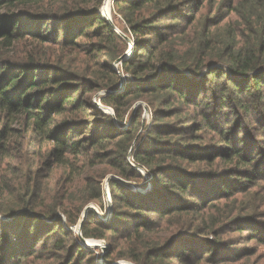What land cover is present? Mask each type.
I'll return each instance as SVG.
<instances>
[{
	"label": "trees",
	"instance_id": "obj_1",
	"mask_svg": "<svg viewBox=\"0 0 264 264\" xmlns=\"http://www.w3.org/2000/svg\"><path fill=\"white\" fill-rule=\"evenodd\" d=\"M102 2L0 0V161L11 158L10 145L18 149L27 139L29 147L50 146L48 157L58 167L72 170L71 161L82 158L92 166L107 163L111 173L139 188L149 180L153 188L145 193L110 181L111 220L104 224L91 212L80 225L85 240L110 238L117 249L121 237L124 252L116 260L249 263L253 252L232 253L220 239L199 236H216L214 225L225 219L238 231L256 226L251 239L264 245V227L250 213L254 206L226 217L221 208L228 206L217 204L264 184V0H219L214 16L225 7L222 27L211 23L214 16L196 23L206 0H115V12L132 38L128 60L126 43L99 16ZM189 6L193 13L180 18L181 11H191ZM165 18L174 25L165 26ZM185 20L193 29L199 26L185 58L162 52L164 35ZM66 56L68 66L61 60ZM120 59L122 73L131 80L125 84L120 69H113ZM85 79L92 80L91 87L80 93ZM92 91L106 93L102 101L113 114L91 110L83 95ZM136 99L169 114L155 112L160 126L132 150L142 129L138 119L125 131L117 132L114 125L122 124ZM184 107L191 110L183 121L163 122L181 117ZM251 117L259 121L254 136L245 126ZM64 176L65 185L72 186L73 172ZM85 180L86 197L66 206L47 205L44 198L37 202L30 176L23 183L11 181L12 188L0 184V264H97L93 252L63 227L75 226L84 205L101 199L99 183ZM108 251L104 264L114 262V252Z\"/></svg>",
	"mask_w": 264,
	"mask_h": 264
},
{
	"label": "rangeland",
	"instance_id": "obj_2",
	"mask_svg": "<svg viewBox=\"0 0 264 264\" xmlns=\"http://www.w3.org/2000/svg\"><path fill=\"white\" fill-rule=\"evenodd\" d=\"M114 1L115 0H103L101 7L99 9V16L103 18L105 21H107L109 24L112 25L114 31L124 40V42L127 45V49L124 53L125 60H128L133 57V43L130 33L127 30V27L122 20V18L116 14L114 9ZM110 2V3H109ZM218 1H215L214 4H210L209 0H206V2H203V5H201L198 9L197 17L200 18L196 23H198L201 19L204 18H212L217 11L218 7ZM105 7V5H107ZM193 6H189L190 12L188 11H181L179 17L183 18V16H189L193 13ZM222 9L220 13H217L214 16V19H212L211 23L218 22L219 27H222L223 24L226 22L227 18L225 17V14L227 11ZM171 19L165 18L161 21H163L165 26H172L174 23L170 21ZM187 20H185L184 23H179V27L177 25L173 26V28H170L167 34L164 35L165 38V44L162 49V52H175L179 57L185 58V54L189 50V45L194 34L199 31L198 29H193L195 25L191 28L190 25L186 23ZM210 23V24H211ZM211 24V25H212ZM201 28V25H200ZM185 30L186 33L180 35L179 33ZM164 31H162L163 33ZM155 43H153L154 45ZM79 58V57H78ZM78 58L74 59V61L79 60ZM122 58V59H124ZM50 60V59H49ZM59 58L54 55V61L57 62ZM62 64L64 66H68L69 58L61 57ZM102 60V59H101ZM52 62V60H50ZM121 59L118 60L113 64V69H120V78L121 80L125 81L126 83L129 80V77L122 73L121 70ZM190 77V76H188ZM90 82V84H89ZM91 79H85L83 81L82 87H79L80 93L83 92V87L90 88L91 87ZM125 84V83H124ZM82 88V90H81ZM122 88V86H121ZM122 90V89H121ZM120 90V91H121ZM119 91V93H120ZM82 94H78L80 96ZM106 93L104 92H96L92 91L90 93L85 92L83 99L88 100V102L93 106V109L102 111L106 114H113L112 108L109 104L102 101V99L105 98ZM185 111H183V115L176 119L177 117L174 116L171 119H165L163 120L164 123L169 122L172 124H175L176 122L183 121L181 118L186 114L187 111L191 109H187L186 107ZM183 110V109H182ZM158 111H162L164 116H167V111L165 112L164 109L157 107L156 104H151L147 100L142 99H136L130 108L125 112L124 118L122 121V124H118V122L115 123L114 127H116L118 130L117 132L125 131L128 128H131L132 123L134 122L135 118L138 119V122L142 125V129H140L137 137L132 143V150L136 148V146L140 145L143 141L145 136L148 135V131L153 130L156 126H160V120L157 119L156 113ZM156 112V113H155ZM139 114V117L137 116ZM158 121V122H157ZM245 126L247 127L248 132L254 136L256 134L255 129L259 127V121L251 117L245 122ZM115 131V132H116ZM116 132V133H117ZM141 134L140 138L139 135ZM139 138V139H138ZM146 140V139H145ZM20 143L19 148L17 149L16 145H10L9 147V155H11L10 159H4L0 161V184L5 183L9 184L12 188L11 181H19L20 183H23L26 178L29 176L31 179H33L31 186L32 188L35 187L37 191V202L44 198L47 205L49 204H66L69 201L75 202L77 199L81 197H86L83 186L85 184H88L85 179L89 178L91 181L89 183L97 184L99 183L100 190H101V199L96 202H88L82 209V212L79 216L78 223L69 228L66 227L64 224L63 219V227L66 228V230H69L72 232L76 238L81 237L80 233V225L83 222L84 219H86V216H90L91 212L94 213L97 218L104 224H107L111 218H112V212H113V206H115L112 202L111 196H110V189H109V183L110 181H116V182H125V184H128L130 189L145 193L149 190H151L153 187L149 180L146 181V185L142 188H139L138 185L132 182H126L119 176L115 175L114 173H111L110 168L108 167L107 163L104 164H97L95 166L89 165L88 162H84V159L79 158L77 160H72L71 163L74 165L73 169L71 168H65V167H58L54 165L53 159H50L48 157V153L50 151V146H44L41 147L40 144L35 143L33 146L27 145V139H24L23 145ZM136 144V145H135ZM132 152V151H131ZM127 158V162L129 164L132 163L131 153ZM32 165H34L33 169L31 168ZM38 168V173L33 176V171ZM73 172V185H65V182L67 181L66 177H69ZM139 172L141 174H144L143 169H140ZM48 175V176H47ZM19 188V187H18ZM246 188L245 186L243 189ZM242 189V190H243ZM6 204V203H5ZM218 206H228V208H221L223 209L222 212H224L225 216L227 217V213L230 212V214L234 213V211L238 208H243L247 206H254V209H250V213H255L256 216V224H260L264 227V184L258 183L256 187H254L251 191L247 193H235L234 197H232L229 200H222L220 201ZM235 206V207H232ZM4 210H8L11 208V206H2ZM250 208V207H249ZM253 210V211H251ZM57 214H61L60 210H58ZM214 215V212H213ZM156 218H153L155 220ZM6 221V220H4ZM9 221V220H8ZM225 219H222V221H219L217 224L214 225V230L218 234L216 236L213 235H200L199 238L203 240H208L210 242H214V240L220 239L221 242L227 243L228 247L231 248L230 252L237 253V254H243L247 253L250 254L251 252L254 253L252 257L249 259V263H246V260H242L238 263L234 264H264V245H259L257 241L254 239H251V234L253 232V229L256 228V226H251L249 230H247L246 227L241 226L240 228H243L242 230L238 231L236 230L235 226H229L225 223ZM13 222L9 221L7 222V226H11ZM120 228L122 227L121 224H118ZM224 226V227H223ZM253 228V229H252ZM121 232V231H120ZM119 240L121 237H117ZM118 240V248L116 249L115 244L113 243V240L108 238L106 241H94L93 244H96V242H105L106 250L103 252L99 247H95L92 245L89 246H83L84 248H87L91 252H93L94 256L96 257L97 264H104L103 259L104 255L106 254L107 249H109L108 253H111V251L114 252V254L111 255L110 258L114 259V262L111 264H136L130 260L125 259H118L117 257L118 253L124 252V243L119 242ZM88 241V240H86ZM248 249V250H247ZM34 264H45L42 260L36 261ZM174 264H179L175 262Z\"/></svg>",
	"mask_w": 264,
	"mask_h": 264
},
{
	"label": "water",
	"instance_id": "obj_3",
	"mask_svg": "<svg viewBox=\"0 0 264 264\" xmlns=\"http://www.w3.org/2000/svg\"><path fill=\"white\" fill-rule=\"evenodd\" d=\"M80 239H81V242L85 244L86 246L91 247L92 245H94L95 247H99L103 252H105L106 250L107 246H105L106 245L105 242H96V244H93V241H90V240L86 241L82 237H80Z\"/></svg>",
	"mask_w": 264,
	"mask_h": 264
},
{
	"label": "built area",
	"instance_id": "obj_4",
	"mask_svg": "<svg viewBox=\"0 0 264 264\" xmlns=\"http://www.w3.org/2000/svg\"><path fill=\"white\" fill-rule=\"evenodd\" d=\"M81 240V239H80ZM81 244L84 246L85 244H83L82 242H81ZM86 246V245H85Z\"/></svg>",
	"mask_w": 264,
	"mask_h": 264
},
{
	"label": "bare ground",
	"instance_id": "obj_5",
	"mask_svg": "<svg viewBox=\"0 0 264 264\" xmlns=\"http://www.w3.org/2000/svg\"><path fill=\"white\" fill-rule=\"evenodd\" d=\"M110 3V2H109ZM108 6V4L107 5H105V7H107Z\"/></svg>",
	"mask_w": 264,
	"mask_h": 264
}]
</instances>
